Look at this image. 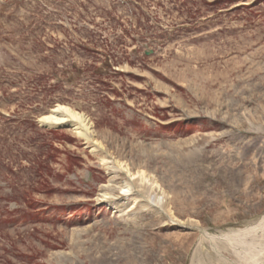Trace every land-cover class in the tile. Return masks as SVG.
Here are the masks:
<instances>
[{
	"label": "rangeland",
	"instance_id": "rangeland-1",
	"mask_svg": "<svg viewBox=\"0 0 264 264\" xmlns=\"http://www.w3.org/2000/svg\"><path fill=\"white\" fill-rule=\"evenodd\" d=\"M262 217L264 0H0V264H264Z\"/></svg>",
	"mask_w": 264,
	"mask_h": 264
},
{
	"label": "bare ground",
	"instance_id": "bare-ground-1",
	"mask_svg": "<svg viewBox=\"0 0 264 264\" xmlns=\"http://www.w3.org/2000/svg\"><path fill=\"white\" fill-rule=\"evenodd\" d=\"M38 122L40 123V125H42L46 128H60V127L69 128L77 136L82 137L84 139H91L93 137L92 127H91V124L88 122L87 118L84 115H82L81 113L73 111L72 109H70L64 105H55L49 111V113L47 115L41 116L38 119ZM114 166H116V165H114ZM117 168H118L117 170H114L115 172L120 170L119 169L120 167L117 166ZM120 171H122V170H120ZM125 171H126L127 176L129 177V181L131 179L133 180V179L139 177V176H135L132 173H129L128 169H125ZM131 184L126 183V184H124V186L122 185L123 188H125L124 192L125 191L127 192L130 190ZM147 184H148V182H147ZM149 184H150L149 187L151 186L152 189L157 188V185L155 183L150 182ZM135 187H136V185H135ZM130 194H131V192H130ZM137 194H139V193L137 192ZM100 196L103 198V200H105L108 197L107 193H104L103 195H100ZM139 196H142V195H139ZM132 201H134V200H132ZM262 220H264V217H262Z\"/></svg>",
	"mask_w": 264,
	"mask_h": 264
},
{
	"label": "trees",
	"instance_id": "trees-1",
	"mask_svg": "<svg viewBox=\"0 0 264 264\" xmlns=\"http://www.w3.org/2000/svg\"><path fill=\"white\" fill-rule=\"evenodd\" d=\"M107 58L105 57L102 62H100L99 67H90L91 69V76L90 78L94 81V83L98 85H102V71L105 68H108L110 65L107 62ZM79 73V71L77 72Z\"/></svg>",
	"mask_w": 264,
	"mask_h": 264
}]
</instances>
